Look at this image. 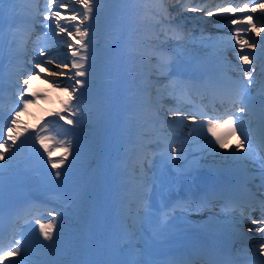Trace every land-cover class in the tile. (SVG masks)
<instances>
[{
	"label": "bare ground",
	"instance_id": "obj_1",
	"mask_svg": "<svg viewBox=\"0 0 264 264\" xmlns=\"http://www.w3.org/2000/svg\"><path fill=\"white\" fill-rule=\"evenodd\" d=\"M64 1L65 7L54 10H62L59 12L61 25L65 31H58L54 37H50L51 41L55 40L54 45L47 54L41 53L42 62L54 58L57 63L61 61L62 63L59 68L56 62L50 64L49 66L53 67L50 72L46 66L40 65L42 73L33 76V83H41L43 77L48 78V76L52 77L51 80L57 79L65 82L66 79L72 78L76 71L72 66L73 60L79 61L80 58L79 55L73 56V52L87 55L84 80L88 85L82 90L84 121L80 124L81 138L76 143L77 149L70 153L69 158L77 181L84 183L83 188L88 192L87 207L79 212V219L81 224L87 227L97 214L98 220L104 221L106 225H113V228L121 233L130 251L139 254L152 241L151 237H148V232L157 226L154 216L141 211L140 205L142 206L148 196V189L145 185L148 168L146 158L153 152L151 148L154 145L150 142L154 135L156 122L160 118L157 108L168 109L162 103L160 96L152 97L149 91L160 86L159 75L175 68L177 59L173 54L163 52V50L158 51V49L165 47V44L173 43L170 45H174L181 51H199L200 54L209 58L210 63L219 61L218 67H230L227 58L236 57L234 65H241L237 63L239 57L235 50L239 48L237 44L245 34H236L238 33L234 29L235 26L237 27L238 22L236 21L219 20L213 23L214 18L223 15H208L210 6L207 4L210 0H188V3L180 0H164L165 2L159 0L158 5L153 7L157 14H160H158L159 18H152L143 13L140 17L131 13L129 19L124 22L123 20H112L115 8L122 3V0H100L90 20H83L80 12H76L82 9V5L72 4L76 2L75 0ZM132 1L136 3V0ZM163 2L167 4L163 5ZM135 3H133L132 12L135 10ZM194 5L202 7L197 8ZM240 10L246 12L249 7L244 6ZM63 11H67L68 14L64 15L61 13ZM74 15L77 18L75 22H71ZM229 16L231 15L227 14V17ZM167 20L188 25L195 20L198 28H204L203 35H210L216 31L224 32L229 35L228 39L233 44L230 46L228 43L220 50L215 49V45L219 44L217 41L210 45H197L200 41L194 40L193 37H188V44L185 39L175 41L173 38L177 34L167 30L163 34L157 30L158 23H165ZM119 23L122 27L117 26ZM241 23L253 24L254 21L253 18L248 17ZM77 25L81 27V31L88 30V35L83 40L87 41L86 50L81 48V44L67 39L68 32L71 31V37L81 41L80 36L75 32ZM170 27L180 34L185 32L186 28L185 26L179 29L174 25ZM134 29L138 32L136 33ZM127 30L134 33V36L129 39L121 38L120 40L125 41L118 42L120 36H125ZM131 40H134L133 44L135 43L133 47H131ZM159 40L163 42L159 44ZM118 44L131 48L125 57L113 60L112 53ZM157 44V48H154L153 46ZM190 45L194 47V50L189 48ZM239 49L252 61L253 57L248 52L244 53V48ZM213 68L216 67L213 66ZM250 68L255 69L252 77H259L264 73V63L258 64L257 68L250 63ZM263 84L264 80L257 85L255 91L264 92ZM70 90L66 92L67 96ZM59 91L56 90V96H62ZM156 93L161 94L164 91ZM249 102L253 106L264 107V97L255 92L251 94ZM220 123L223 124V121ZM209 134L211 133L207 132V126H205L201 135ZM217 134L223 135L226 149H228L227 139L229 137H232L235 145L240 144V140L233 136L227 127L218 128ZM212 149L215 156L217 155L216 158L221 159L222 154L218 151L221 147L218 149L213 146ZM183 157L182 155L177 156L180 160ZM201 158L202 156L185 155L184 162L180 166L187 169L192 164H197ZM4 164L5 158H0V167ZM157 235L159 238L161 231ZM8 256L15 255L10 252Z\"/></svg>",
	"mask_w": 264,
	"mask_h": 264
},
{
	"label": "snow or ice",
	"instance_id": "obj_2",
	"mask_svg": "<svg viewBox=\"0 0 264 264\" xmlns=\"http://www.w3.org/2000/svg\"><path fill=\"white\" fill-rule=\"evenodd\" d=\"M4 3V0H0V6H2ZM76 3L79 4V5H82V9L80 10V14L82 15L83 17V20H90L92 18V14L94 12V10H96L97 8V5L100 3V0H76ZM53 7L54 8H63L65 7V3H64V0H59V3H56V0H53ZM227 11H235L234 9H227ZM0 13H2V7H0ZM208 15H212V12L209 11L208 12ZM52 16L55 17V26L56 28L59 29L60 32H64L65 31V28L61 25V16H60V12L59 11H53L52 12ZM77 17L74 15L72 16V20H75ZM250 19V18H249ZM83 21H81L82 23ZM51 27V25H50ZM253 27H255L253 25ZM237 31L239 32L240 30L237 29ZM75 32L77 35L80 36V40L83 41L84 38L88 35V30L85 29L83 31H81V27L79 25L75 26ZM68 35H72V32L69 31L68 32ZM79 43V41H78ZM241 47H254V45H249L247 43V41H244L242 44H241ZM81 48L83 49H87V44H84V43H81ZM79 55L80 58H79V61H76V60H73V68L76 69L75 73H74V76L72 77V79H75V77H84L85 74H86V70H85V64L87 63V60H88V57L87 55H80L78 52H73V56H77ZM239 59L247 64H250L251 61L248 59V55L246 54H240L239 55ZM54 62V58H49L47 59L46 61H43L41 63H47V64H52ZM36 67H40V63H37ZM255 72V69L254 68H249V69H245L244 70V74L247 78V83L250 85L252 83V74ZM60 75H63L64 73H59ZM29 79H31V77H29ZM24 87L21 88V92H27V84H28V80H24ZM53 83H57L56 81H53ZM75 83L77 85H83L84 84V81L83 80H80V79H76L75 80ZM64 91H68L67 88L64 89ZM73 92L77 91V89L75 87H73L72 89ZM69 96L71 97V93H69ZM20 99L23 101V105H24V109L27 108V106L30 104V103H33V99H25L23 95L20 96ZM243 99V98H242ZM240 112H244L245 111V108L244 107H241L239 109ZM67 112H68V115L69 116H72V117H75L76 115L79 114L78 112V108L76 106H73V105H69L68 106V109H67ZM20 115V112L19 111H16L15 113V116L18 117ZM57 116L60 117V119H64L65 117L64 116H60V114H57ZM73 119H68V124H73ZM17 123V120L15 118H10V125H15ZM221 127H227L230 129V131L232 133H235L236 131V126L234 124V121H233V117H228L227 119H225L223 121V124L219 123V122H216L214 121L213 119H209L207 121V132L211 133L214 137H216V143L219 144V146L222 148L224 146V139L222 137H220L219 135H217V129L218 128H221ZM9 131L10 132H14L15 129L14 128H9ZM41 133H47V134H41ZM34 135V138L36 140H38L41 144L44 145V148H45V151H47L48 149V146L47 144H45V140H48V139H53L54 137L52 136V132H51V122H48V123H45V125L40 129V131L36 132L33 134ZM17 139L16 136H13V135H9L7 137V140H12L13 142H15V140ZM7 140L4 139V136H3V129H0V141H2L3 143H7ZM59 145L60 146H64L65 142L63 140H60L58 141ZM3 144L0 143V147H2ZM244 146V141L242 140L240 145H238L237 147L240 148V147H243ZM71 147V141H68L67 142V147L65 148V151H67V148H70ZM173 151H176L175 149H173ZM5 155L4 152H0V158H3ZM52 156V152L51 151H48V157L51 158ZM67 159V156H64L62 159L58 160V161H54V160H51L49 159V162L52 164V167L53 168H56V169H59L61 165L64 164L65 160ZM62 175L61 171L57 170L55 172V176L56 177H60ZM52 225L51 223L47 226L45 225H40V229H41V232L43 233L44 237L48 240H51L53 239L52 237V234H51V229ZM259 231H264V228H261V229H258ZM17 244H19V241H16ZM13 251V255H16L18 253H20L21 249L19 247L17 248H14L12 249ZM259 251V249H258ZM0 253H3V249L0 248ZM10 264H22L21 261L17 260V261H12L10 262Z\"/></svg>",
	"mask_w": 264,
	"mask_h": 264
},
{
	"label": "rangeland",
	"instance_id": "obj_3",
	"mask_svg": "<svg viewBox=\"0 0 264 264\" xmlns=\"http://www.w3.org/2000/svg\"><path fill=\"white\" fill-rule=\"evenodd\" d=\"M75 1H76V0H75ZM72 4L75 5V4H77V3H76V2H73ZM76 12H80V11L77 10ZM216 13H217L216 11H213V12H212L213 15L216 14ZM69 21H70V20H69ZM73 21L75 22V20H72V19H71V22H73ZM216 21H217L216 18H214V19H213V22H216ZM180 39H182V38H180ZM176 41H179V38H177Z\"/></svg>",
	"mask_w": 264,
	"mask_h": 264
}]
</instances>
